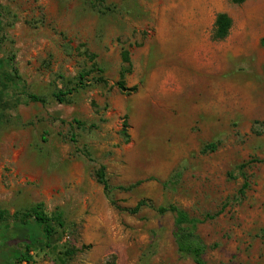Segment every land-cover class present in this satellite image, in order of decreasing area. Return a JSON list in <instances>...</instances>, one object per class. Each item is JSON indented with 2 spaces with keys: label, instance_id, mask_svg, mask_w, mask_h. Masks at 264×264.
<instances>
[{
  "label": "rangeland",
  "instance_id": "1",
  "mask_svg": "<svg viewBox=\"0 0 264 264\" xmlns=\"http://www.w3.org/2000/svg\"><path fill=\"white\" fill-rule=\"evenodd\" d=\"M0 13V59L19 72L0 88V223L41 204L66 224L23 264H195L173 214L124 211L142 200L219 214L199 226L208 264H264V0H0ZM219 13L233 20L222 42ZM125 49L130 94L116 86Z\"/></svg>",
  "mask_w": 264,
  "mask_h": 264
},
{
  "label": "trees",
  "instance_id": "2",
  "mask_svg": "<svg viewBox=\"0 0 264 264\" xmlns=\"http://www.w3.org/2000/svg\"><path fill=\"white\" fill-rule=\"evenodd\" d=\"M230 1L235 5H242L249 0ZM4 28L5 23L0 13V34L4 31ZM232 28V18L227 13H219L214 23L212 40L216 42L225 41L230 36ZM132 69L131 54L129 50L125 49L122 52L120 80L116 84L117 88L122 93L130 94L137 91L135 87L128 88L126 86V78L132 73ZM18 73L15 58L13 56L0 59V88H5L11 78H18ZM87 75V72L81 73L80 82L75 88L67 91H60L55 94V97L60 102L66 101L67 96L86 87L85 80ZM100 81L104 82L102 79ZM27 98L31 102L45 103L44 99L36 95L29 94ZM129 127L128 122H125L123 135L127 137V139L129 138ZM95 174L98 182L103 185L105 194L110 197L114 189L109 185L105 167H101ZM139 184H141V182L138 183V185ZM247 188L248 183H245L241 189V193L243 194ZM111 203L117 207V204L113 200H111ZM144 208L154 209L160 215L173 214L174 226L172 236L180 257L190 258L195 264H208L205 256L209 247L199 233V226L207 221L214 220L219 214L215 216L207 215L203 219H198L192 217L188 212L175 204L156 207L149 200H142L135 208L126 209L124 211L136 215ZM118 209L122 210L120 207ZM65 229L66 224L62 215L59 213L53 216L48 215L44 212L41 204L23 213H17L11 220H3L0 223V264H13L12 261L18 264L29 263L31 258L30 253L34 249H39L41 246L50 248L52 244L59 241V232ZM19 246H23L24 250H20ZM61 264L65 263L62 262ZM105 264H117V262L115 258H112Z\"/></svg>",
  "mask_w": 264,
  "mask_h": 264
},
{
  "label": "bare ground",
  "instance_id": "3",
  "mask_svg": "<svg viewBox=\"0 0 264 264\" xmlns=\"http://www.w3.org/2000/svg\"><path fill=\"white\" fill-rule=\"evenodd\" d=\"M203 99V98H202ZM205 99H208V98H205ZM200 102V101H199ZM207 103L206 102H202L201 104H198L199 105V108H203Z\"/></svg>",
  "mask_w": 264,
  "mask_h": 264
}]
</instances>
